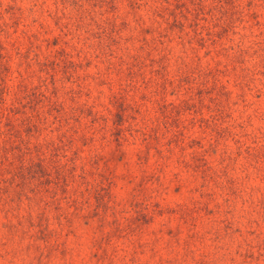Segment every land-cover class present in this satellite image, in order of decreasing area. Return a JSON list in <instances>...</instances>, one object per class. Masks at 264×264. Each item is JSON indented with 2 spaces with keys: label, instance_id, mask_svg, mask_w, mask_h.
I'll use <instances>...</instances> for the list:
<instances>
[{
  "label": "rangeland",
  "instance_id": "obj_1",
  "mask_svg": "<svg viewBox=\"0 0 264 264\" xmlns=\"http://www.w3.org/2000/svg\"><path fill=\"white\" fill-rule=\"evenodd\" d=\"M0 264H264V0H0Z\"/></svg>",
  "mask_w": 264,
  "mask_h": 264
},
{
  "label": "trees",
  "instance_id": "obj_2",
  "mask_svg": "<svg viewBox=\"0 0 264 264\" xmlns=\"http://www.w3.org/2000/svg\"><path fill=\"white\" fill-rule=\"evenodd\" d=\"M24 198H27L28 200L30 199V197L26 194L22 195ZM19 197V196H18Z\"/></svg>",
  "mask_w": 264,
  "mask_h": 264
}]
</instances>
